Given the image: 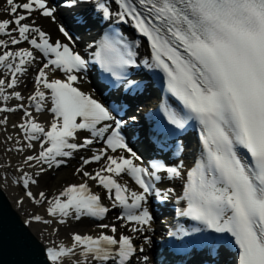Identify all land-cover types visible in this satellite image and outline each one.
<instances>
[{"label":"snow or ice","instance_id":"snow-or-ice-1","mask_svg":"<svg viewBox=\"0 0 264 264\" xmlns=\"http://www.w3.org/2000/svg\"><path fill=\"white\" fill-rule=\"evenodd\" d=\"M136 2L143 11L138 10L131 0H115L119 8L117 19L122 24L130 22L139 34L147 38L154 66L164 74L166 90L188 110L190 115L187 118L200 125L203 152L195 167L187 171L183 196L178 198L185 200L187 206L179 214L198 221L212 232L230 234L239 248V264H264V0ZM5 3L4 11L10 18L0 19V35L11 38L7 42L0 39V46L7 49L8 43L19 45L27 41L45 57L49 54L54 57L39 69L35 92L28 98L34 102L36 112H41L43 102L50 99L48 110L53 119L50 127L45 129L32 118V113L24 111V122L18 127L28 141L26 147L31 149V141H39L40 151L38 155L26 156L23 163L29 167L32 161L49 167L53 164L59 166L58 157H68L93 143L87 137L83 143L70 142L76 139L79 131L101 138L110 131L105 140L107 148L113 153L123 149L130 153V158L123 154L107 155L105 166L95 175L82 168L77 171H83V176L102 185L108 191L109 199L113 200L112 206L124 210L123 216L117 219L134 222L139 227H133L132 231L142 232L143 226H150L152 220L148 208L142 206L147 195L154 191L158 198L167 199L172 192L169 189L161 194L145 177L160 180L158 174L163 172L170 179L180 178L182 165L165 167L154 164L150 172L134 163L139 157L120 135V120L115 119L107 107L72 86L77 79L73 72L84 69L86 61L68 45L60 41L51 43L47 34L34 23L24 22L33 12L53 17L56 9L49 6L48 0H5ZM96 9L103 19H110L112 12L102 0H98ZM59 30L64 36H69L63 26ZM14 32L18 33V38L12 36ZM132 55L116 30L105 35L96 53L104 71L118 79L124 67L133 63ZM35 59L33 52L26 48L15 52L5 50L0 54V65H6L11 73L7 88L16 86L17 76L23 74L27 70L25 65ZM50 66L52 71L65 73L67 79L50 80L46 71ZM5 83L0 79V97L7 101L9 96L4 95ZM45 89L50 90V96ZM12 96L22 99L19 92L12 93ZM15 110L0 107V112ZM162 111L170 124L184 127V121L174 111L166 106ZM102 121H114L115 126L106 124L98 128ZM0 123H6V120ZM16 143L19 145V140ZM238 149L245 150L249 159L242 158ZM16 150L23 152L24 147L18 146ZM103 156L105 150L102 149L89 159L82 158L83 164L100 161ZM122 173L131 177L142 191L129 193L126 185L113 178ZM20 179L25 189L36 183L27 172ZM25 195L36 203L47 200V214L52 217H67L74 212L76 219L81 215L102 219L109 211L101 204L100 196L89 190L87 182L68 185L51 199H47L43 192L39 193L38 200L31 191H26ZM32 219L51 223L40 215ZM64 222V219L59 220L61 224ZM100 227L108 228L109 225ZM116 231L115 226L111 227L113 234ZM71 241L70 246L60 243L47 247V260L51 264H64L65 258H71L78 252L83 259L74 260L72 264H90L89 258L103 264L113 257L116 264H128L136 251L132 238L123 234L117 239L115 235L103 233L96 237L74 233Z\"/></svg>","mask_w":264,"mask_h":264},{"label":"bare ground","instance_id":"bare-ground-1","mask_svg":"<svg viewBox=\"0 0 264 264\" xmlns=\"http://www.w3.org/2000/svg\"><path fill=\"white\" fill-rule=\"evenodd\" d=\"M17 2H22V0H17ZM6 7L7 5L5 0H0V19L10 18L9 14L4 11ZM19 11L24 12L23 9H20ZM60 16L64 18L69 16V20L65 18L67 21L77 23L82 20L83 14L79 11H68L61 14H54L53 17H44L39 12H33L32 15L24 22L29 24L34 23L36 27H39L47 34L49 41H60L62 43L64 42V39L59 32V27L61 25ZM31 35L32 34L30 33V38ZM12 36L18 38V33L14 32L12 33ZM80 37L86 46H90V42L87 39V33L81 34ZM10 38L11 37L6 35H0V39L5 40L6 42L10 41ZM21 48L31 50L36 59L31 64L25 65L27 70L23 74L17 76V84L14 88H7V82L11 79V73L10 70L7 69L6 65H0V79L6 81L5 85L3 86L5 89L4 95L9 96L7 101L0 97V107H10L16 109L13 112H0V121L6 120V123H0V188L5 193L12 207L19 213L23 222L45 247L58 245L60 243L70 246L72 242L71 237L74 233L88 235L86 231L80 228L82 223L81 216L79 219H76L74 212L67 217L49 216L47 214V200L36 203L34 200L25 195L26 191H31L37 200L39 199V193L41 192L45 193L47 199H51L68 185H78L80 183L87 182L89 190L93 194H97L100 191H103V193L106 195L107 193L103 186H100V184L95 181L89 180L87 177L84 179L78 178V181L72 182L69 180L72 177L71 174L66 172V169L56 170L57 166L55 164H53L52 167H49L48 164H38L36 161H32L30 162L32 166L29 167L23 163L26 156L38 155L40 151L39 141H31L33 144V148L31 149L26 147L28 141L24 139V132L18 127V125L24 122L25 119L24 115H22L23 111L28 110L30 113H32V118L42 124L45 129L50 127L53 114L48 110L51 107L50 99H46V101L43 102V110L41 112H36L34 102H31L28 99L35 92L36 74L38 73L39 69L43 67V64L46 63L44 57L39 53L37 54L31 45L27 43V41H23L19 45H12L11 43H8L7 49H5L3 46H0V54H3L5 50L15 52ZM16 62L18 61H13V63ZM142 63H150V58L144 52ZM46 71L48 72V77L50 80H65V73H51L52 70L50 68L46 69ZM142 73H144V71H142ZM137 83L139 82H134L133 85V89H135L136 93L140 91L139 85ZM44 91L46 94H48V96H50L49 90L45 89ZM14 92H19L22 99H15L12 96V93ZM14 125L17 127H14ZM99 127H103V125H99L98 128ZM78 133H85L86 137L92 139L95 144L88 145L80 153L72 152V154L69 156V159H66V157H58L57 160L61 159L75 161L76 158H79V156H85V158L91 157L94 152L98 153L100 150H102L97 146L99 137H92L90 132L83 130L79 131ZM8 137H11L12 139H8ZM84 139L85 138L81 140V138L77 136L76 139L70 140V142L83 143ZM17 140H19V145L16 143ZM18 146L24 147V151H17L16 148ZM121 154L122 153L120 151L114 154L105 152V156H103L101 160L98 161V163L94 161L93 167L95 168V171H98L105 166L107 155L118 156ZM82 161L83 160H81V162ZM41 168H43L44 171L41 172ZM24 172L29 173L33 179L36 180V183L30 184L28 189L23 187V183L20 179ZM101 174L107 175V173ZM167 192L168 191L165 188L161 189V193L164 194ZM35 215H40L43 219L51 221V223L44 224L42 222H36L32 219V217ZM59 219H66L64 225L57 223ZM77 259L78 258L74 256L72 258H65L64 264H72V261ZM89 260L91 264V258H89Z\"/></svg>","mask_w":264,"mask_h":264},{"label":"water","instance_id":"water-1","mask_svg":"<svg viewBox=\"0 0 264 264\" xmlns=\"http://www.w3.org/2000/svg\"><path fill=\"white\" fill-rule=\"evenodd\" d=\"M22 221L0 189V264H50Z\"/></svg>","mask_w":264,"mask_h":264},{"label":"rangeland","instance_id":"rangeland-1","mask_svg":"<svg viewBox=\"0 0 264 264\" xmlns=\"http://www.w3.org/2000/svg\"><path fill=\"white\" fill-rule=\"evenodd\" d=\"M81 178H83V177H81ZM75 179H73V178H71V181H74ZM77 260H79V259H77Z\"/></svg>","mask_w":264,"mask_h":264}]
</instances>
